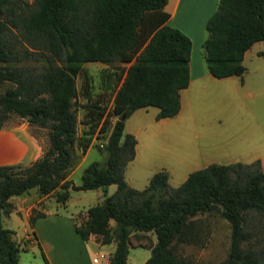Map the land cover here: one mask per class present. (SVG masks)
<instances>
[{
  "label": "trees",
  "instance_id": "1",
  "mask_svg": "<svg viewBox=\"0 0 264 264\" xmlns=\"http://www.w3.org/2000/svg\"><path fill=\"white\" fill-rule=\"evenodd\" d=\"M165 3L0 0V126L10 118H24L31 128L45 129L47 140L29 164L0 165V264H18L23 248L2 224L12 208L8 198L32 187L40 195L52 193L60 204L70 189L101 187L103 199L78 210L73 227L82 239L93 234L100 243H113L109 264H125L131 237L144 232H151L155 241L141 264H203L178 247L205 242L203 220L209 214L219 215L229 227L226 254L216 264H264V172L257 159L211 162L176 186L168 184L163 169L141 188L124 179L135 144L134 136L124 131V119L146 106L157 108L155 118L174 115L179 91L188 84L190 38L165 23ZM204 29L201 50L208 72L241 77L244 51L264 39V0H217ZM86 62L104 64L106 75L120 80L110 101L115 117L101 146L103 157L85 164L74 183L68 172L90 146L94 130L109 123L99 99L76 85V76L86 75ZM121 63H128L123 70ZM79 93L86 98L82 119L74 107ZM78 122L84 125L80 134ZM110 183L114 190L106 194ZM40 215L32 207L30 222ZM41 256L49 264L43 252Z\"/></svg>",
  "mask_w": 264,
  "mask_h": 264
},
{
  "label": "crops",
  "instance_id": "2",
  "mask_svg": "<svg viewBox=\"0 0 264 264\" xmlns=\"http://www.w3.org/2000/svg\"><path fill=\"white\" fill-rule=\"evenodd\" d=\"M216 2L217 0H166L163 6L168 14L165 23L177 27L190 38L189 79L188 84L179 91L180 106L174 115L155 118L157 108L146 106L134 109L124 119V131L131 133L135 138L134 154L128 161L135 165V174L130 173L127 176L126 167L123 170L124 179L131 187L139 188L134 184V177L136 179L149 177L160 169L167 172V180L175 176L182 182L189 172L211 162H250L257 159L260 169L264 172V136L258 141L241 137L240 143H233L231 138L224 136L231 132V127L226 129L225 125L214 123L207 126L199 114L193 111L198 93L206 91L214 93L223 88L226 80L235 83V76L241 78L239 75L213 76L206 69L202 58L204 23L214 10ZM259 41L262 43L258 47L262 48L252 50V46ZM263 48L264 39L253 42L244 51L242 64L247 55L249 57L264 55ZM93 63L104 65L100 62ZM207 128L212 129V137L206 136ZM242 143L248 145L244 151L240 150ZM42 148V143L24 118L13 117L0 126V165L29 164L41 155ZM88 148L89 146L68 172L67 178L71 179L70 175L76 168L82 169L80 163ZM47 195H40L32 187L22 194L8 198L12 208L2 216V224L12 230V238L23 246L20 251L37 244L46 255L49 264H109L108 259L100 258L93 262L91 258L97 251L111 252L113 243H100L93 234L82 239L75 232L73 219L70 217H59L60 215L44 217L47 213V203L44 202ZM69 197L70 193L63 204L54 200L55 206L65 207ZM40 201L43 202L40 204ZM32 207L38 208L42 215L30 222ZM146 234L149 235L147 242L139 237L135 243L128 246L125 264L132 248H142L144 252L143 256L134 260V264H141L149 255V243H153L155 238L150 232ZM137 243L139 245H136ZM88 244L92 248L91 255L88 254ZM20 251L18 264H23V253L20 254Z\"/></svg>",
  "mask_w": 264,
  "mask_h": 264
},
{
  "label": "rangeland",
  "instance_id": "3",
  "mask_svg": "<svg viewBox=\"0 0 264 264\" xmlns=\"http://www.w3.org/2000/svg\"><path fill=\"white\" fill-rule=\"evenodd\" d=\"M260 43L262 42H257L251 49L262 48L258 47ZM243 64L245 68L241 78L235 76V83H230L226 80L223 88H219L218 91L214 93L207 91L205 93H198L196 102L193 105L195 110L192 107L193 111L197 115L199 114L201 120H204L207 126H209L210 123H214L220 126L225 125L226 129L231 127V132L229 134L222 135L231 138L232 142L237 144L240 143L241 137H245L249 140L256 139V141H258L264 136V55L255 57H249L247 55ZM119 65L123 70L126 63H121ZM83 67L86 75L81 73L76 76V85L79 90L83 86H86L89 97L95 100L99 99V104L104 105V115H107L106 117L109 123L104 129H99L98 131L96 129L94 130L90 139L91 144L85 155H83L80 166H84L92 160L101 159L103 157L101 146L98 143H103L108 134L110 124L114 120L115 116L110 113L109 106L113 89L120 80H116L117 78L114 74L106 75L103 69L105 65L88 62L85 63ZM109 69L112 71L113 68H108V70ZM122 70H120L121 74ZM85 100V96H82L81 93H79L75 99L74 107L78 119H82L85 114L86 109L85 106H83ZM83 127V123H77V134H80ZM32 130L42 143V147H44L47 141L45 129L32 127ZM205 134L207 137H212V129L207 128ZM247 147L248 145L246 143H242L240 150L244 151ZM81 156L82 154L80 158ZM125 167L127 176L130 173L133 175L135 174L134 170H136V167L132 162H127ZM80 171L79 168H76L71 173L70 178L73 182H79ZM149 177L143 176L139 179L134 177V184L141 188L147 183ZM167 182L170 186H176L180 183L178 177L175 176L174 178L168 179ZM106 187L105 193L109 194L114 190L115 186L113 183H110L106 185ZM69 193L70 197L65 207L59 205L55 206L54 196L52 193H49L44 200V202L47 203V213L44 217H55L56 215H60L59 217H70L73 219L75 212L95 202H100L104 196L101 187L92 189H70ZM42 202L43 201H40L39 203L41 204ZM36 209L39 210L38 208ZM204 221L207 222V226L203 229V231L206 230L207 232L205 242L202 245L199 243L182 244L178 247V250L203 264H216L222 260L226 254L229 231L228 223L217 214H209L203 222ZM146 233L147 232H144V236L140 237L145 242L148 241L147 238L149 237ZM136 241L137 239L132 236L131 243H135ZM87 248L88 254L91 255L92 248L89 244ZM41 252L37 244L30 246L26 250H21L20 254L23 253L22 263L44 264ZM143 254L142 248L130 249L126 264H134V260L143 256Z\"/></svg>",
  "mask_w": 264,
  "mask_h": 264
},
{
  "label": "built area",
  "instance_id": "4",
  "mask_svg": "<svg viewBox=\"0 0 264 264\" xmlns=\"http://www.w3.org/2000/svg\"><path fill=\"white\" fill-rule=\"evenodd\" d=\"M100 146H102V143H98ZM111 252L109 251H97L93 256H92V261L97 262L100 258H105L108 259L110 257Z\"/></svg>",
  "mask_w": 264,
  "mask_h": 264
}]
</instances>
